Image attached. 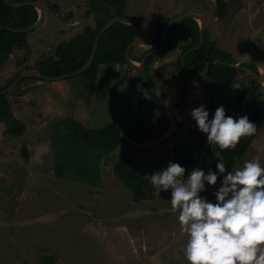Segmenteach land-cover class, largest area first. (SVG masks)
Returning <instances> with one entry per match:
<instances>
[{"label":"rangeland","instance_id":"1","mask_svg":"<svg viewBox=\"0 0 264 264\" xmlns=\"http://www.w3.org/2000/svg\"><path fill=\"white\" fill-rule=\"evenodd\" d=\"M217 1L127 0V14L145 27L136 59L151 48L148 36L157 30L159 12L176 16L197 8L195 12L207 21L210 39L219 49L232 52L237 62L247 55L264 61V0H225L230 15L222 19L217 17ZM39 3L46 19L29 32L30 49L16 50L0 69V85L18 73L37 70L41 60L55 55L57 45L71 42L86 26H95V16H84L88 0ZM58 4L63 18L52 11ZM70 10L80 23L66 29ZM179 55L178 49L167 52L175 61ZM163 65L158 59L148 72L129 70L125 64L102 65L92 95L82 75L58 81L25 78L12 91L14 113L27 131L22 137L10 136L0 121V264H43L42 257L49 256L55 257L54 264H189L184 256L188 237L181 231L178 213L171 212V190L156 191V199L136 203L114 168L122 154L128 153L132 168L149 179L166 169L169 162L175 163L174 147L189 130L198 129L191 111L204 106L211 120L214 108L233 104L241 88L239 84L233 89L217 88L206 78L188 79L176 65L160 78ZM259 69L262 75L264 69ZM124 75L126 81L112 101L115 85ZM249 80L248 75L241 76L242 82ZM261 96L264 99V91ZM168 98L184 115L182 129L175 136L147 149L123 143L101 161L99 186L72 173L56 176L53 134L58 121L73 117L88 128L101 129L118 113L133 107L157 110ZM113 104L118 105L117 111ZM24 145L30 161L22 156ZM256 156L264 167V128L236 167ZM222 181L219 177L216 186L206 183L207 191L200 195L217 202L215 192Z\"/></svg>","mask_w":264,"mask_h":264},{"label":"trees","instance_id":"2","mask_svg":"<svg viewBox=\"0 0 264 264\" xmlns=\"http://www.w3.org/2000/svg\"><path fill=\"white\" fill-rule=\"evenodd\" d=\"M9 1L12 3H25L39 0ZM126 5L127 0H88V10L84 15L87 18L95 16V26H86L71 42L57 45L55 55L41 60L37 70L46 76L58 77L82 69L92 56L99 31L110 20L115 17H125L139 23L137 17L126 13ZM52 11L59 13L60 8L55 5L52 7ZM229 13L228 2L218 0L217 16L225 18ZM38 18L39 12L33 6L13 8L0 0V27L27 29L34 25ZM170 20L171 18L167 16H160L156 24L157 31L148 39L151 47L158 48L162 45L164 40L163 30ZM168 34L170 37L168 48L178 47L177 43H183L181 57L187 51L199 46L200 28L197 21L192 18L174 25L169 29ZM204 35L205 44L202 49L188 55L185 61L186 68L189 72L198 74L204 71L211 59H218L221 63L210 66L207 78L217 88L233 89L238 84L240 85L241 89L237 99L228 106L235 113H241L243 103L258 92L260 85L250 74L241 69L230 67L231 64L237 63L233 54L219 49L217 43L210 40L207 32ZM28 36L29 33H14L7 29L0 31V69L16 50L30 49ZM135 38L134 28L124 23L115 24L102 35L93 65L82 74L86 79L90 95L95 91L101 66L105 64H126L127 48L134 42ZM157 55L155 54L149 58L146 68L152 66ZM142 59L133 60L141 62ZM179 66L182 68L181 58ZM242 67L254 69L258 73V67L253 64H243ZM244 74L248 75L249 81H241V76ZM20 75L21 73H18L8 83L0 85V91L10 86ZM126 78L125 76L120 83L115 85L112 101L116 97L117 87L122 83L124 84ZM12 94L10 92L0 96V121L6 124L7 133L10 136L22 137L27 131V125L21 122L14 113L10 99ZM223 104L226 103L220 105ZM220 105H217L214 110ZM117 107L118 105L113 104V110L117 111ZM225 112L227 116L239 119L235 118L229 111L225 110ZM245 116L256 125V133L251 137L243 138L235 150H221L218 146H215L216 151L225 158V167L229 172L236 168L264 128V99L261 95L254 101L249 102ZM119 127L133 140L149 142L165 134L169 128V121L166 118L158 119L156 114L143 107L132 108L125 114L118 113L112 123L101 129L88 128L73 117L63 118L56 123V131L53 134L56 176L64 178L67 174L72 173L91 185L99 186L102 181L101 161L116 151L123 143H126L119 133ZM174 154L175 163L186 169V178L195 168L204 170L206 174L211 169L216 171L219 177L216 164L220 163V160L214 155L212 146L208 145L207 136L199 129L189 130L183 140L174 147ZM22 156L25 160L30 161V153L26 145L22 149ZM114 172L117 178L131 190L134 202L156 199V190L151 185L150 179L132 168L130 154H122L115 165ZM42 262L43 264H54L55 257H42Z\"/></svg>","mask_w":264,"mask_h":264},{"label":"clouds","instance_id":"3","mask_svg":"<svg viewBox=\"0 0 264 264\" xmlns=\"http://www.w3.org/2000/svg\"><path fill=\"white\" fill-rule=\"evenodd\" d=\"M191 117L209 146L235 150L243 138L256 133L247 116L234 119L221 106L209 119L204 106L194 108ZM223 181L215 192V203L200 194L206 183L216 186L218 175L195 168L186 169L169 162L166 169L150 175V183L159 193L171 190V212L178 213L182 233L188 239L184 256L189 264H264V167L260 157L246 160L242 167L227 171L216 164Z\"/></svg>","mask_w":264,"mask_h":264},{"label":"water","instance_id":"4","mask_svg":"<svg viewBox=\"0 0 264 264\" xmlns=\"http://www.w3.org/2000/svg\"><path fill=\"white\" fill-rule=\"evenodd\" d=\"M3 1L5 3H7L9 6L13 7V8H23V7H27V6H33V7H35L38 10L39 18H38L37 22L34 25H32L31 27H29L27 29H15V28H11V27H3V26H1L0 27V31L3 30V29H7V30H9L11 32H14V33H29L31 31H34V30L38 29L43 24V22L45 21L46 11H45V8L43 7V5L41 3H39V1H29V2H25V3H12L9 0H3ZM188 18H192V19H194V20H196V21H198L200 23L202 37H201L200 45L197 48H195L194 50L188 51L184 55V57L182 59V68L184 70V73L187 74L190 77H193V78L205 77V76H207V74L209 72V69H210V66L212 64H220L221 63L218 59H211L207 63L204 71L201 72V73H198V74L189 72L187 70V68H186V65H185L186 57L192 51L200 50L203 47V43H204V40H205V38L203 36V32L206 29L207 24H206L205 18L202 15H200V14H197V13H194V12L193 13H185V14H182V15H179L177 17L172 18L169 21V23L164 27V30H163V33H164L163 44L158 49H155L154 51H152L149 54V56L152 55L154 52H160V51L164 50L168 46V44L170 42V37H169V34H168L169 29L171 27H173L174 25H176V24L180 23L181 21H183L185 19H188ZM117 23L128 24V25L132 26L134 28L135 32H136V38H135L134 42L132 44H130L128 46V48H127L126 61H127L128 66H130V68L135 69V70H140L141 68H143L145 66L147 57L141 63H139V65H137V62L134 61L131 58V52H132V50L134 48H138L139 46H141L143 38H144L143 28H142V26L139 23H137V22H135V21H133L131 19H128V18H125V17H115L112 20H110L99 31L98 36H97L96 41H95V44H94L92 56H91L90 60L88 61V63L82 69L78 70L77 72L68 73V74H65V75H62V76H58V77L46 76V75L42 74L39 70H30V71H27L25 73H22L10 86H8L4 90L0 91V96L8 94V93L14 91L15 88H17V86L20 84V82L22 80H24L25 78L35 77V78H38V79H41V80L58 81V80H63V79H66V78H70L72 76L84 74L93 65V63H94V61L96 59L100 38L102 37V35L107 30H109L112 26H114ZM248 63L257 66L258 68L262 66L263 69H264V61L261 60V59L252 57V56H248L245 59L237 62L236 64H231L230 67L236 68V69H241V70L245 71L246 73L250 74L253 77V79H255L256 82L260 85V88H259V90H258V92L256 94H254L253 96L249 97L243 103V107H242L241 113H235L234 110L231 107L222 106L225 110L229 111L235 118H240L242 116H245V114L247 112V108H248L249 102L254 101L264 91V73L262 75H260V73H259V72H261L260 69L258 70V73H257V72H255L252 69H247V68L242 67L243 64H248ZM219 107H221V106H219ZM215 111L213 113V117H214ZM176 114L179 116L178 112H176ZM169 119H170V126H169L168 130L165 132V134L163 136H161V137H159L157 139H154L152 141H149V142H137V141L133 140L132 138H130L124 132V130L121 127H119V133H120L121 137L124 139V141H126V143L130 144L134 148H140V149L152 148V147H155V146L167 141L168 139L173 137L175 135V133L177 132L179 125L176 122L175 118L173 116H171ZM212 151H213L214 155L219 158L220 162H223L225 164V158L221 154H219L216 151V149L213 148V146H212ZM219 177L223 180V175L222 174L219 173Z\"/></svg>","mask_w":264,"mask_h":264},{"label":"flooded vegetation","instance_id":"5","mask_svg":"<svg viewBox=\"0 0 264 264\" xmlns=\"http://www.w3.org/2000/svg\"><path fill=\"white\" fill-rule=\"evenodd\" d=\"M229 4V3H228ZM230 11V10H229ZM229 15H230V13H229ZM228 15V16H229ZM218 17V16H217ZM219 18V17H218ZM220 19H222V18H220ZM197 23H198V25H199V28H200V42H199V45H200V43H201V37H202V34H201V26H200V23L197 21ZM206 24H207V21H206ZM205 32H207V34H208V36H209V38H210V35H209V31H208V25L206 26V29L204 30V32H203V36H204V38H205ZM149 39V38H148ZM211 40V39H210ZM212 41V40H211ZM212 42H215V41H212ZM217 43V42H216ZM163 44V43H162ZM169 44H170V42H169ZM169 44H168V46H169ZM205 44V40H204V43H203V45ZM148 45H151L150 43H148ZM176 45H178V47H172V48H168V46L164 49V50H162V51H160V52H154L152 55H150L149 56V54L152 52V51H154L155 49H158V48H153V46L150 48V49H148V50H145L144 51V53L143 54H139L140 56H142L141 58H143L142 60H141V62L146 58V63H147V61L149 60V58H151V57H153L155 54H158L155 58H154V62H153V64H152V66H150V67H147L146 68V63H145V66L143 67V68H141L140 70L141 71H147L148 72V70L150 69L151 70V68H153V70H154V65H155V63H156V61L159 59V61H162V62H164V70L162 71V74H161V77L160 78H163L164 76L163 75H166L165 74V72H168L170 69H172V67L171 66H174V65H176L177 67H178V69L182 72V74L183 75H185L186 76V78H193V77H190V76H188L187 74H185L184 73V70H183V68H180V66H179V61H180V58H181V67H182V59H183V57H184V55L188 52H186L182 57H181V55H182V50H181V46L183 45V43L182 42H180V43H177ZM218 45V44H217ZM140 47V46H139ZM138 47V48H139ZM138 48H134V50H132V52H131V54H132V58L133 59H136V56L138 55H136L135 56V53H136V50L138 49ZM197 48V47H196ZM174 49H178L179 51H180V55L178 56V59L175 61V59H172V58H170V57H168L167 56V52L168 51H170V50H174ZM195 49V48H194ZM194 49H192V50H194ZM189 51H191V50H189ZM192 52H194V51H192ZM188 57V56H187ZM186 57V58H187ZM234 57V56H233ZM158 58V59H157ZM235 58V57H234ZM236 59V58H235ZM136 60H138V59H136ZM140 60V59H139ZM135 61V60H134ZM186 61V60H185ZM237 61V60H236ZM136 62H140V61H136ZM140 62V63H141ZM176 62V63H175ZM128 68H129V70H135V69H132V68H130V66H128V64H127V61H126V64H125ZM244 68H247V67H244ZM247 69H250V68H247ZM256 69H257V67H256ZM252 70H254V69H252ZM258 70H259V68H258ZM135 71H139V70H135ZM125 76H127V75H124V77ZM157 76H160V74H158ZM188 76V77H187ZM201 78H206V79H208L207 78V76H205V77H201ZM153 79V78H152ZM193 79H199V78H193ZM209 80V79H208ZM122 81V80H121ZM209 82H210V84L211 85H213V83L209 80ZM144 84H145V82H144ZM121 86H123V83L121 84V85H119L118 87H117V89H116V98H117V92H118V90L120 89V87ZM149 86V89L151 90V91H153L152 90V88H150V85H148ZM214 86V85H213ZM152 87V86H151ZM156 91V90H155ZM238 96V95H237ZM236 99H237V97H236ZM172 99H167L166 101H164L163 103H162V106L160 107L159 106V108L157 109V110H150L149 108H146L147 110H149L150 112H153L154 114H156L157 115V117H158V119H163V118H166V119H168V121H169V126H170V117L171 116H173L174 118H175V120H176V122L178 123V125H179V127H178V130H177V132L175 133V135L179 132V131H181V129H182V126H183V124H181V122H182V120H184V115H183V113L181 112V109L179 108V106L176 104H173L172 102L173 101H171ZM231 104H229V106H230ZM220 106H227V107H229L228 106V104H223V105H220ZM133 108H140V107H133ZM218 108V107H217ZM132 109V108H131ZM216 110V109H215ZM215 110H213V113H214V111ZM176 112H178L179 113V116L176 114ZM213 113H212V117H213ZM181 117V118H180ZM180 118V119H179ZM195 129H197V128H195ZM174 135V136H175Z\"/></svg>","mask_w":264,"mask_h":264},{"label":"crops","instance_id":"6","mask_svg":"<svg viewBox=\"0 0 264 264\" xmlns=\"http://www.w3.org/2000/svg\"><path fill=\"white\" fill-rule=\"evenodd\" d=\"M162 2H165L166 0H161ZM59 8H60V12L59 13H55L56 14V16H59V17H61V18H63V14H62V7L58 4L57 5ZM127 6V5H126ZM193 9H195V10H193ZM88 10V9H87ZM195 11H197V8H191V10L189 9V10H186L185 12H181L180 14H178V15H176V16H171V15H168V14H166V13H164V12H159V15H158V17H157V19L159 20V18H160V15H164V16H167V17H169V18H174V17H177V16H179V15H182V14H185V13H197V12H195ZM69 13L70 14H68L67 15V19H68V24L66 25V29H71V28H73V27H77V25L80 23L79 21H78V18H76V16H75V12L73 11V10H70L69 11ZM127 13V12H126ZM129 15V14H128ZM85 16V15H84ZM46 19V18H45ZM157 20V21H158ZM155 25V24H154ZM143 28V27H142ZM156 28H157V26H156ZM145 29V27L143 28V30ZM157 31V30H156ZM155 34V33H154ZM154 34H152V35H154ZM146 35V34H145ZM152 35H149L148 37H151ZM230 53H232V52H230ZM233 56L235 57V55L233 54ZM244 57V56H243ZM245 57H248V55L247 56H245ZM236 58V57H235ZM175 159V158H174Z\"/></svg>","mask_w":264,"mask_h":264}]
</instances>
